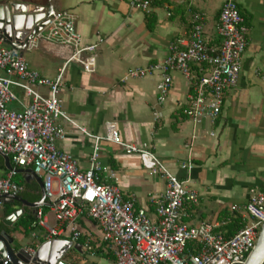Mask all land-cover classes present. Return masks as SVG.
<instances>
[{"label":"built area","instance_id":"2783aa9c","mask_svg":"<svg viewBox=\"0 0 264 264\" xmlns=\"http://www.w3.org/2000/svg\"><path fill=\"white\" fill-rule=\"evenodd\" d=\"M156 1L160 0H131L130 5L149 13ZM205 20L203 12L193 11L187 35L170 42L162 61L132 68L127 74L140 78L159 72L157 102L162 104L172 87V72H181L192 81L183 114L195 124L215 121L221 115L225 94L238 85L250 36V26L236 0H226L221 7L216 24L219 45L209 44ZM44 40L71 47L68 62H78L88 73L96 71L103 39L83 44L69 11L56 10L27 47ZM192 63H200L207 73L194 77ZM64 71L65 66L55 78L46 77L29 65L20 50L0 43V154L13 163L6 176L0 177V196H19L24 186L12 177L25 167L41 178L45 194L44 204L35 207L32 243L24 248L26 252L34 256L44 242L60 239L79 243L81 251L72 247L77 251L74 260L62 257L55 264H84L86 258H96L100 249L106 255L105 264H245L264 222V187L252 186L247 203L233 205V211L246 215L242 217L244 225L233 234L219 231L224 221L185 222L186 209L197 204L198 192L170 171L149 146L124 142L116 121H106L105 133L96 135L69 117L59 99ZM15 87L24 91L28 103L15 93ZM41 87L47 88V95L40 92ZM154 116L158 119L159 112L154 111ZM63 120L94 141L87 169H81L78 161L58 146L66 137ZM104 140L137 154L145 168L166 180L165 191L149 198L154 219L134 197H124L115 170L100 162V142ZM192 166L190 159L182 164L185 169ZM44 206L54 217L53 226ZM80 220L94 222L100 235L82 229ZM37 229L44 230L43 238ZM76 258L78 262H74Z\"/></svg>","mask_w":264,"mask_h":264},{"label":"crops","instance_id":"0c3cea01","mask_svg":"<svg viewBox=\"0 0 264 264\" xmlns=\"http://www.w3.org/2000/svg\"><path fill=\"white\" fill-rule=\"evenodd\" d=\"M8 1L50 5L54 12L67 10L75 18L83 44L103 39L93 73L86 72L76 61L68 62L71 47L50 41L26 47L23 56L34 70L49 78H55L65 66L59 99L68 116L79 125L91 133L103 135L105 122L116 121L124 142L149 146L170 171L188 181V185L198 192L199 199L197 204L186 209L185 222L224 221L219 231L230 234L227 229L229 221L246 216L233 211V205L247 203L252 186L264 187V0H236L250 26L240 79L238 85L225 94L219 118L215 121L206 119L200 124L193 123L183 114L192 93V81L181 72H172V87L162 104L157 102L159 72L140 78H129L127 74L132 68L162 61L170 42L187 35L193 11L205 14V36L210 45H219L221 39L216 24L226 0H160L154 3L149 13L131 7V0ZM150 21L154 22L152 29L148 28ZM0 43L10 47L2 41ZM200 65L192 63L194 77L207 73ZM39 90L48 94L45 87ZM14 91L25 104L29 102L22 89L15 87ZM14 107L22 108L19 104ZM154 111L159 112L158 119ZM62 124L66 137L58 141L59 148L71 154L81 169H87L93 139L68 121L63 120ZM189 159L192 168H183L182 164ZM99 160L103 166L115 170L124 197H134L137 205L148 208L154 219L149 198L165 191L166 180L145 168L137 154L126 153L120 145L110 141L100 142ZM112 161L115 167L111 165ZM22 169L32 168L17 170L19 178L27 184L26 195L22 198L30 203L40 201L39 182ZM7 173L0 168V177ZM37 195L39 200H35ZM26 207L22 203L19 206L24 212ZM0 208V221H3L4 207ZM28 208L35 217V209ZM46 211L49 225L53 226L54 217ZM80 225L82 229L100 235L99 228L91 220H80ZM30 233L31 230L25 233L24 228L9 232L14 245L15 238H27L24 244L19 242L16 245L18 248L32 243ZM37 233L40 238L44 237L43 229H37ZM73 250L77 252L69 248L63 257H75L71 253ZM105 257L99 253L95 262L105 264Z\"/></svg>","mask_w":264,"mask_h":264},{"label":"water","instance_id":"95a60500","mask_svg":"<svg viewBox=\"0 0 264 264\" xmlns=\"http://www.w3.org/2000/svg\"><path fill=\"white\" fill-rule=\"evenodd\" d=\"M54 9L50 5L36 6L26 3L9 2L0 0V41L12 48L18 49L23 54L34 35L42 30L50 21ZM7 169H12L9 156L2 155ZM36 177L41 186V199L38 202L30 203L20 196H0V205L11 204L14 201L34 208L43 205L45 194L42 187V180L33 169H22ZM24 209H16L13 213L3 218V222L11 226L22 214ZM76 248L81 251V245L72 244L69 240L55 239L44 242L34 256L26 250L14 245L13 237L6 231L0 233V264H55L65 255L69 248ZM264 259V222L262 224L257 243L245 264H260ZM6 262V263H5Z\"/></svg>","mask_w":264,"mask_h":264},{"label":"trees","instance_id":"16d2710c","mask_svg":"<svg viewBox=\"0 0 264 264\" xmlns=\"http://www.w3.org/2000/svg\"><path fill=\"white\" fill-rule=\"evenodd\" d=\"M153 27H154V22H151V21L148 22V28L152 29ZM12 165H13V163H12ZM111 165L113 167H115V164H114L113 161L111 162ZM0 168L4 169L5 171L8 172V170L6 169V166H5L4 158H3V156L1 154H0ZM12 180L17 182V183H19V184L24 185V190L19 194L20 197H24L26 195V192H27V189L25 191V186L27 185L25 183V180H22V179L19 178L18 172L12 177ZM39 199H40V196L37 195L35 197V200H39ZM20 205H21V203L18 202V201H14L11 204H5L4 205V209H3L4 210L3 211L4 217H6V216L10 215L11 213H13L16 209L19 208ZM43 210L46 211L47 207L44 206ZM34 221H35V217L32 215L31 209L26 207L25 212L11 226L6 225L1 220L0 221V233L2 231H6V232L9 233V232L17 230L19 228H24L25 229V233H29L31 224ZM243 225H244V221L241 218V216H237V217L232 218L229 221L228 225H227L228 233H230V234L234 233L239 228H241ZM98 251H99L98 253H100L101 249L98 250ZM84 264H98V263L92 262V263H84Z\"/></svg>","mask_w":264,"mask_h":264},{"label":"rangeland","instance_id":"374dc122","mask_svg":"<svg viewBox=\"0 0 264 264\" xmlns=\"http://www.w3.org/2000/svg\"><path fill=\"white\" fill-rule=\"evenodd\" d=\"M1 208H0V214H1ZM18 233H20L19 231H18ZM16 240V245L20 242V243H22V244H24L26 241H27V238H23V239H19V238H15ZM71 253H72V256H77V254H76V252L73 250V251H71ZM91 258V259H90ZM90 258H86L85 259V261L88 263V261H90V262H95L96 261V259L95 258H93V257H90ZM71 260H74V257H71ZM79 260L76 258L75 259V261L74 262H78ZM78 264H79V262H78Z\"/></svg>","mask_w":264,"mask_h":264},{"label":"flooded vegetation","instance_id":"af4514ba","mask_svg":"<svg viewBox=\"0 0 264 264\" xmlns=\"http://www.w3.org/2000/svg\"><path fill=\"white\" fill-rule=\"evenodd\" d=\"M0 206L4 207V205H0Z\"/></svg>","mask_w":264,"mask_h":264}]
</instances>
